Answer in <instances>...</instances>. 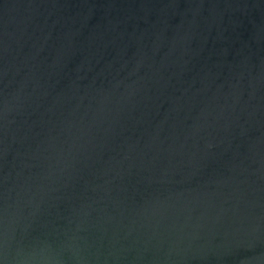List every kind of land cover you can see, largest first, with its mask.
<instances>
[{"label": "water", "instance_id": "obj_1", "mask_svg": "<svg viewBox=\"0 0 264 264\" xmlns=\"http://www.w3.org/2000/svg\"><path fill=\"white\" fill-rule=\"evenodd\" d=\"M0 264H264V0H0Z\"/></svg>", "mask_w": 264, "mask_h": 264}]
</instances>
